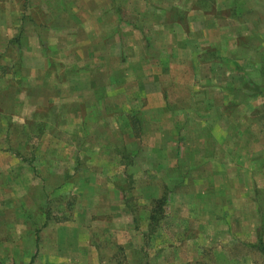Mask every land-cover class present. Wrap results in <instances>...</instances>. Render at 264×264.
I'll return each instance as SVG.
<instances>
[{
    "label": "rangeland",
    "instance_id": "1",
    "mask_svg": "<svg viewBox=\"0 0 264 264\" xmlns=\"http://www.w3.org/2000/svg\"><path fill=\"white\" fill-rule=\"evenodd\" d=\"M198 3L199 9L164 12L167 19H183L172 62L189 65L159 73L166 84L165 108L149 112L146 94L140 90L137 97L136 88L123 89L115 101L122 127L137 132L144 118L148 123L157 118L164 133L142 141L153 151L123 150V137L116 132L89 154L93 199L78 196L81 185L68 178L50 200H38L40 174L53 168L50 154H58V170L73 173L70 178L76 180L86 153L73 152L75 144L56 137L46 123L30 120L26 128L0 108V145L14 150L28 145L23 152L27 170L40 172L30 178L34 200H13V208L23 214L28 209L33 220L37 205L46 206L55 213L47 218L65 227L62 239L75 240L78 227L84 234L87 226L89 264H264L258 242L261 236L264 243V0ZM35 11L44 15L43 9ZM161 46L157 44L156 53L163 51ZM0 67L7 71L4 63ZM5 82L3 78L0 84ZM167 110H175L173 116H165ZM112 185L110 207L98 191ZM161 197L166 203L159 208ZM152 210L157 217L153 222ZM28 251L34 253L32 243ZM41 259L33 264H42Z\"/></svg>",
    "mask_w": 264,
    "mask_h": 264
},
{
    "label": "crops",
    "instance_id": "2",
    "mask_svg": "<svg viewBox=\"0 0 264 264\" xmlns=\"http://www.w3.org/2000/svg\"><path fill=\"white\" fill-rule=\"evenodd\" d=\"M200 1L0 0V63L7 70L3 73L0 67V74L12 80L3 77L6 82L4 86L0 84V108L13 120L24 121L26 128L30 120L39 125L46 123L56 137L75 144L73 152L88 154L81 159L86 165H82L84 170L77 173L76 180L70 178L73 173L67 176L58 170L62 159L58 154H50L49 165L53 168L40 174L38 200H50L55 190L67 181L81 185L78 196L93 199L94 186H90L93 168L89 169L93 165L87 161L89 154L101 149L105 140L116 132L123 137V150L139 154L145 148L154 150L142 141L147 136L164 133L160 121L153 118L151 124L142 117L137 132L134 127L124 128L115 101L119 100V93H124L123 89L136 88L137 97L140 90L146 94L144 107L149 112L165 108L162 91L166 84H161L159 73L168 67L173 70L189 65L172 62L178 54L174 49L178 43L174 41L181 38L179 23L183 19L172 15L167 19L164 12L199 9ZM216 1L218 5L220 0ZM36 9H43L44 15L36 16ZM158 23H163L162 27L157 28ZM157 44H163L160 53L155 51ZM186 47L189 48L187 44ZM51 105L56 111L53 112ZM173 112L167 110L164 115L173 116ZM168 128L173 130L172 126ZM24 135H28V129ZM24 148L28 145L18 150L0 145V264H33L37 258H42L38 261L42 264H89L90 257L86 258L92 242L88 234V241L84 239L87 226L83 225L84 234L78 227L75 240L70 236L62 239L65 227L47 218L55 213L47 212L46 206L37 205L33 220L27 208L26 214L13 208V200H34L30 186L35 182L30 178L39 171L27 170ZM67 148L71 151L70 146ZM108 179L111 181V177ZM115 188L112 185L104 193L102 189L98 191L101 198L108 199L110 207L114 205ZM122 213L126 214L124 210ZM73 226L69 225L68 229ZM31 243L34 253L30 256Z\"/></svg>",
    "mask_w": 264,
    "mask_h": 264
},
{
    "label": "trees",
    "instance_id": "3",
    "mask_svg": "<svg viewBox=\"0 0 264 264\" xmlns=\"http://www.w3.org/2000/svg\"><path fill=\"white\" fill-rule=\"evenodd\" d=\"M18 44H19V42H20V40L18 39ZM20 45V44H19ZM165 203H166V199H165V197H161L159 200H157L156 201V205L159 207V208H162V207H164V205H165ZM150 219H151V221L153 222V221H155L156 219H157V217H156V215H155V213H154V211L152 210V213H151V217H150ZM260 238H259V247L262 249V250H264L263 248H264V243H263V240H262V237L261 236H259Z\"/></svg>",
    "mask_w": 264,
    "mask_h": 264
}]
</instances>
